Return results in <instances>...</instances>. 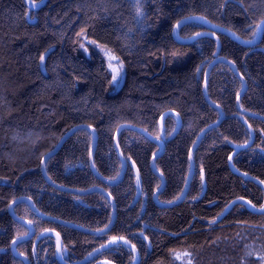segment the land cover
<instances>
[{"label": "trees", "instance_id": "trees-1", "mask_svg": "<svg viewBox=\"0 0 264 264\" xmlns=\"http://www.w3.org/2000/svg\"><path fill=\"white\" fill-rule=\"evenodd\" d=\"M33 1L30 8L27 0H0V264H60L52 233L68 264L121 237L127 244L115 242L85 264H264V212L247 204L264 206V30L246 48L196 20L175 28L199 16L251 40L264 0ZM83 37L121 61L118 88L101 56L87 48L85 55ZM218 56L246 82L242 92L226 62L210 69L205 94L220 110L203 92ZM175 115L181 123L172 136ZM215 123L193 150L186 197L173 204L187 186L191 147ZM81 125L45 161L46 177L75 192L55 189L40 169L43 156ZM122 125L146 131L163 150ZM91 129L102 179L90 166ZM130 163L141 177L137 198ZM99 188L115 203L114 222ZM23 197L43 217L27 201L14 204ZM10 209L34 228L14 244L17 253L14 241L31 230Z\"/></svg>", "mask_w": 264, "mask_h": 264}, {"label": "water", "instance_id": "water-1", "mask_svg": "<svg viewBox=\"0 0 264 264\" xmlns=\"http://www.w3.org/2000/svg\"><path fill=\"white\" fill-rule=\"evenodd\" d=\"M194 20H196V21H199V22H201L205 27H207L208 28V30L212 33V34H217V33H219V34H223V35H225V36H227V37H230V38H232L237 44H239V45H242V46H244V47H246V48H251V47H253V46H256V45H258L259 44V42H260V40H261V38H262V33H263V30H264V18L261 20V22L259 23V25L261 26L259 29L257 28V30H256V33H255V37L254 38H252L251 40H245V39H243L242 37H239L238 35H236L235 33H233L232 31H230L229 29L227 30V29H225V28H223V27H220V26H214L213 24H211L209 21H207L206 19H203V18H201V17H199V16H194V17H192V18H189V19H185V20H183V21H181V22H179L176 26H175V28L176 29H178V27L179 26H181L183 23H185V22H187V21H194ZM174 37H175V39L176 40H179V42L181 43V44H184V43H189V40H181V39H178V37H177V33H176V30H175V32H174ZM248 41H251V43H247ZM92 42V41H91ZM84 49V53H85V55H87L88 57H89V55H88V52H87V50L85 49V48H83ZM221 61H223V62H226L228 65H231L232 66V68H233V71H235V73H236V75H237V77L239 78V80H240V82H243V90H242V92L245 90V88H246V82L242 79V77H240V75L238 74V72L236 71V69H235V66H234V64L231 62V61H227V60H225L223 57H221V56H218L217 58H215V59H213V61L211 62V63H209V65L207 66V69H206V75H205V80H204V85H203V92H204V94L206 93V85H207V79H208V76H209V74H210V69L214 66V65H216L218 62H221ZM118 64H120V66H121V68H123L124 66H123V64L121 63V61L118 59ZM107 70H108V72H109V74H110V76H111V84L113 85V87L116 89L117 88V82H116V79L115 80H113V76L114 75H116V73H117V71H118V69H117V67H116V65H111V67H110V64H108V66H107ZM206 95V94H205ZM240 98H241V95H240V97L238 98V100H237V104L239 103V101H240ZM206 100H207V102L208 103H210L211 105H214L215 107H217L219 110H220V108L217 106V105H215L214 103H212L209 99H208V97H207V95H206ZM238 106H239V104H238ZM223 113H222V111H221V115H222ZM175 116H177V118H178V125H177V127H176V131L174 132V134L172 135V136H175L176 134H177V132H178V130H179V127H180V123H181V118H179V116L178 115H175ZM218 123H215V124H212V125H210L209 127H207L206 129H204L200 134H199V137L197 138L198 140L194 143V145L191 147V149H190V151H191V162H192V166H191V169H190V176H189V178H188V180H187V183H186V189H185V191L183 192V194L181 195L182 197L179 199V201L178 202H176V203H173V204H177V203H179L180 201H182L186 196V193H187V191H188V188H189V183H190V180H191V178H192V175H193V169H194V162L192 161V159H193V154H194V149L199 145V143H200V141L202 140V137L205 135V133L208 131V130H210V128L211 127H213V126H215V125H217ZM123 126H127V127H129V128H133V129H135V130H137V131H140L142 134L144 133L147 137H149L151 140H153V141H156L157 143H158V145L160 146V149H161V151L163 150V148H164V146H163V143H162V141H159V140H156V139H153L146 131H141V130H138V129H136L135 127H133V126H128V125H122L120 128H122ZM85 126H83V125H81V126H78V127H76V128H74V129H72V130H70L69 132H67L66 133V135H65V137L59 142V144H58V146L53 150V151H50V152H48L47 154H45L44 156H43V160H42V163H41V167H40V169H41V171H42V174H43V177H44V179L47 181V183L50 185V186H52L53 188H57V189H59V190H62V191H69V192H75V191H73V190H70V189H65V188H63V187H60V186H58L57 184L55 185L50 179H48L47 177H46V174H45V168H44V164H45V161L47 160V158H48V156H50V155H52V154H54V152L55 151H57L60 147H61V144H63V142L65 141V139L70 135V133H72L73 131H75L77 128H84ZM120 128L117 130V135H118V133H119V131H120ZM161 130H162V138H164V136H165V132H164V130H163V120H162V128H161ZM91 132L94 134V139H93V147H92V150H91V158H90V166H91V168H92V171H93V173L95 174V176L96 177H98L99 179L101 178L102 179V177H99L98 176V174H97V172H96V170H95V167L93 166V152L95 151V148H96V133L94 132V130L93 129H91ZM117 137V136H116ZM115 143H116V141H115ZM116 150H117V152H118V154H119V148H118V144L116 143ZM126 162H125V160H123V165H124V167H123V170H122V173L120 174V178H119V180H121L122 179V175H123V173H124V171H125V169H126ZM131 165H132V167H133V169H134V175L136 176V187H137V196H136V198L137 197H139V195H140V193H141V190H142V187H141V177L139 176V173H138V169H137V167H136V165H134L133 163H130ZM153 164V163H152ZM152 167H153V171L155 172V173H157V171L155 170V168H154V164L152 165ZM157 175H158V173H157ZM160 177H161V179H162V186L165 184V180H164V178L161 176V175H159ZM202 181H203V184H204V175H202ZM113 183V182H112ZM97 189V188H96ZM98 190H100V191H102L107 197H108V199H110V201H111V205H112V210H113V218H112V221L114 220V218H115V214H116V210H115V203H114V201H113V199H111L110 198V196L108 195V193L104 190V189H98ZM87 191H78V192H76L77 194L79 193V194H84V193H86ZM158 192H159V190L153 195V197H154V200L157 202V195H158ZM27 201L28 203H30L31 204V206H32V209H33V211H35L39 216H41V217H43L42 216V214H40V213H38L37 212V210H36V208H35V205L33 204V202H31V200L30 199H28V198H26V197H23V198H21V199H17L16 201H14V204L16 203V202H18V201ZM247 204L249 205V207L251 208V210L254 212V213H256V214H258V213H263L264 212V206L263 207H261V208H258V209H256L255 207H253L251 204H249L248 202H247ZM10 213H11V215H13L14 217H15V219H17L18 221H20V222H22V223H25L26 225H28L29 226V228H30V230H31V232H30V234H28V235H26V236H24V237H21V238H18V239H16L15 241H14V243H13V252H15V253H17L16 251H15V248H14V244L16 243V242H18V241H20V240H24V238H28V237H30L31 235H33V232H34V228H33V225H31L30 224V222H27V221H25V220H22V219H20V218H18V217H16L12 212H11V209H10ZM59 221V220H58ZM61 224H64V225H66V226H70V227H73V228H76V229H78V230H83V228H79V227H77V226H75V225H73V224H71V223H65V222H62V221H59ZM114 222V221H113ZM113 222L111 223V225H110V227L112 226V224H113ZM109 227V228H110ZM52 235H54L55 237H56V241H57V244H56V246H57V249H56V257H57V261H58V263H60V264H68V263H65L64 261H63V259H62V257H61V246H60V243H61V239H60V235H57V234H55V233H52ZM126 241V240H125ZM125 241L124 240H122V239H120V238H115V240L114 239H112V240H110V241H107L102 247H99V248H97V249H95V250H93L90 254H88L87 255V257L86 258H84V259H82L81 261H79V262H76V263H70V264H85L91 257H92V255L93 254H95V253H97V252H100V251H103V249H105V248H107V247H109V246H111V245H113L115 242H119V243H124L125 244ZM127 244V243H126ZM129 245V247L135 252V250H134V248L130 245V244H128ZM3 252H5V249H2V250H0V254H2ZM22 259H24V258H22ZM25 261H26V263L28 264V260L27 259H24ZM93 264H112V263H110V262H108V261H104V262H96V263H93Z\"/></svg>", "mask_w": 264, "mask_h": 264}, {"label": "rangeland", "instance_id": "rangeland-1", "mask_svg": "<svg viewBox=\"0 0 264 264\" xmlns=\"http://www.w3.org/2000/svg\"><path fill=\"white\" fill-rule=\"evenodd\" d=\"M29 1V4H30V8H33L32 4H33V0H27ZM81 44H83L82 47L84 48H87L88 50H91L93 53H96L98 55L101 56V58L103 59L105 65H108V64H111V65H116L117 69H118V72H119V75H117L116 77V82L118 83L117 84V88L121 82V79H122V71H123V68H121L120 64H118V59H114V60H109V56L106 55V52L107 53H110V51H108L107 49L101 47L100 45H98L97 43L95 42H91L89 40H85V37H83V40H81ZM111 56H113V54L110 53Z\"/></svg>", "mask_w": 264, "mask_h": 264}, {"label": "snow or ice", "instance_id": "snow-or-ice-1", "mask_svg": "<svg viewBox=\"0 0 264 264\" xmlns=\"http://www.w3.org/2000/svg\"><path fill=\"white\" fill-rule=\"evenodd\" d=\"M32 6L35 7L36 5H35V4H32ZM137 12H138V14H139V9H137ZM178 23H179V22H178ZM260 27H261L260 25H257V28H258V29H259ZM198 35H199V34H198ZM247 43H251V41H248ZM106 55L109 56V60L117 59L116 57L111 56L110 53H107V52H106ZM41 61H43V56H41ZM110 67H111V64H110ZM117 75H119V72H118V71H117L116 75L113 76V80L116 79ZM120 239H123V238L121 237ZM114 240H115V238H114ZM125 243H127V241H125ZM177 258H179V257H177Z\"/></svg>", "mask_w": 264, "mask_h": 264}, {"label": "bare ground", "instance_id": "bare-ground-1", "mask_svg": "<svg viewBox=\"0 0 264 264\" xmlns=\"http://www.w3.org/2000/svg\"><path fill=\"white\" fill-rule=\"evenodd\" d=\"M108 65H106V67H107Z\"/></svg>", "mask_w": 264, "mask_h": 264}]
</instances>
